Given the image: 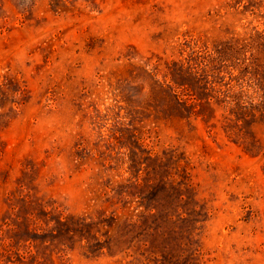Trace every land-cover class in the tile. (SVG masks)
Here are the masks:
<instances>
[{"label": "rangeland", "instance_id": "1", "mask_svg": "<svg viewBox=\"0 0 264 264\" xmlns=\"http://www.w3.org/2000/svg\"><path fill=\"white\" fill-rule=\"evenodd\" d=\"M0 264H264V0H0Z\"/></svg>", "mask_w": 264, "mask_h": 264}]
</instances>
